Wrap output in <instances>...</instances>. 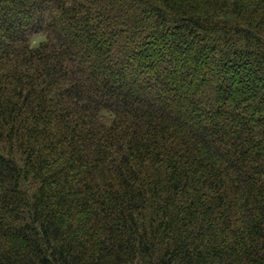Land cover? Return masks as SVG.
I'll return each mask as SVG.
<instances>
[{"label": "trees", "instance_id": "obj_1", "mask_svg": "<svg viewBox=\"0 0 264 264\" xmlns=\"http://www.w3.org/2000/svg\"><path fill=\"white\" fill-rule=\"evenodd\" d=\"M0 264H264V0H0Z\"/></svg>", "mask_w": 264, "mask_h": 264}, {"label": "rangeland", "instance_id": "obj_2", "mask_svg": "<svg viewBox=\"0 0 264 264\" xmlns=\"http://www.w3.org/2000/svg\"><path fill=\"white\" fill-rule=\"evenodd\" d=\"M43 36L39 35V36H36L35 40H34V44H37L42 38Z\"/></svg>", "mask_w": 264, "mask_h": 264}]
</instances>
